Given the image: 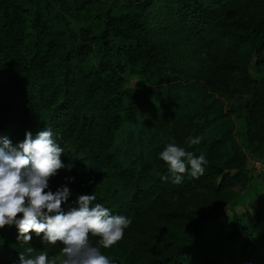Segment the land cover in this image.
Returning <instances> with one entry per match:
<instances>
[{"label":"trees","instance_id":"1","mask_svg":"<svg viewBox=\"0 0 264 264\" xmlns=\"http://www.w3.org/2000/svg\"><path fill=\"white\" fill-rule=\"evenodd\" d=\"M79 16L84 23L74 27ZM184 44L199 66L175 54ZM125 65L140 87L126 84ZM262 68L264 0H0V137L16 145L26 132L51 129L65 167L49 190L70 188L63 207L94 194L93 205L131 220L102 249L114 264H219L210 251L218 241L232 257L264 264V197L247 203V224L232 210L251 179L233 130L244 129L249 158L263 152ZM168 72L182 74L173 92L181 87L187 98L164 105L158 128L207 160L203 175L193 178L189 168L179 184L161 179L170 173L160 158L136 165L118 139ZM196 137L201 143L189 147ZM223 207L231 209L229 230L205 235L202 222ZM17 236L15 225L0 229V264H20L29 246L49 257L62 248Z\"/></svg>","mask_w":264,"mask_h":264},{"label":"clouds","instance_id":"2","mask_svg":"<svg viewBox=\"0 0 264 264\" xmlns=\"http://www.w3.org/2000/svg\"><path fill=\"white\" fill-rule=\"evenodd\" d=\"M202 137L189 138V147L201 143ZM64 149L53 138L51 129L38 131L35 136L25 133L22 142L13 145L0 137V229L15 225L17 241L29 245L32 234L42 236V243L62 244L59 255L49 257L47 251L34 254L29 246L19 252L20 264H114L102 249L116 245L124 236L131 220L113 215L94 194L78 196L77 206L63 207L71 196L68 186L55 192L49 181L65 167L61 157ZM159 158L168 166L173 183L182 182L189 171L193 178L204 174L206 157L196 156L175 143H167ZM93 237L97 238L93 242Z\"/></svg>","mask_w":264,"mask_h":264},{"label":"rangeland","instance_id":"3","mask_svg":"<svg viewBox=\"0 0 264 264\" xmlns=\"http://www.w3.org/2000/svg\"><path fill=\"white\" fill-rule=\"evenodd\" d=\"M82 23H84L83 16L72 19L74 27H78ZM180 49L183 50H178L175 54L181 56L183 60L181 62H186L193 67L198 65L191 54V50L186 44H184V47H180ZM102 54V51L94 52L90 60L96 61ZM113 54L122 61L120 55L118 56L115 52ZM252 71L254 72V70ZM260 72L264 75V68H262ZM124 77L126 79V84L130 87H140L143 83L142 78L129 72L127 65H125ZM183 80L182 74H169L168 76L162 77L159 90L155 93L143 113L137 116L134 123L129 124L121 130L118 137L120 146L132 155L136 165L140 163V161H150V164L154 165L159 158V153L164 149V145L167 143H175L169 131L160 130L158 128V114L163 110L166 103L172 105L175 101L184 102L186 100L187 97L182 88L177 87V93H174L173 91H175V88L172 86L175 85L176 82H183ZM179 105H181L179 108L182 109V104L180 103ZM232 135L238 147L244 152L245 167L251 173V179L247 187L244 203L233 206L232 210L241 215L243 224H247V220L253 212L252 208L247 206V203L250 202V200L256 202L261 197H264V180H262L261 176L264 171V143L263 152L256 153L254 158H249L245 131L242 126L236 127ZM198 151V149L195 150V152ZM230 218L231 209L229 207H223L220 212L208 214L202 222V228L206 232L205 235L215 238L220 231H228ZM31 241H37L41 245L49 246L48 244L42 243V238L39 237L32 238ZM216 243V246L212 247L210 251L213 253V249L216 248L214 251L217 253L214 254H216L219 264H246L243 258H239L236 255L232 257L228 253L231 246H226L223 241H218ZM59 254L60 252L57 255Z\"/></svg>","mask_w":264,"mask_h":264}]
</instances>
